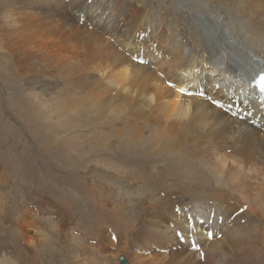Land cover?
<instances>
[{
	"label": "bare ground",
	"instance_id": "1",
	"mask_svg": "<svg viewBox=\"0 0 264 264\" xmlns=\"http://www.w3.org/2000/svg\"><path fill=\"white\" fill-rule=\"evenodd\" d=\"M90 9L88 29L77 16ZM123 40L148 64L120 50ZM0 51L6 89H26L20 102L56 118L87 115L99 134V142L83 135L90 170L109 168L127 191L114 199L107 180L105 187L91 183L98 177L87 180L96 200L76 258L264 264V127L230 108L238 92L251 97L247 110L263 99L246 83L264 70V0H0ZM202 78L206 89L179 91ZM112 140L117 146L107 147ZM177 206L186 207L183 216ZM207 226L221 238L205 241ZM185 228L200 238L203 259L176 240L175 230Z\"/></svg>",
	"mask_w": 264,
	"mask_h": 264
},
{
	"label": "rangeland",
	"instance_id": "2",
	"mask_svg": "<svg viewBox=\"0 0 264 264\" xmlns=\"http://www.w3.org/2000/svg\"><path fill=\"white\" fill-rule=\"evenodd\" d=\"M90 15L91 9L83 15L85 18L83 26L89 25L88 29L93 28L87 21ZM138 49L127 45L123 40L120 50L127 53V56L131 53L132 59L141 64L139 60L142 57L138 56L140 52ZM143 49L148 51V46L145 45ZM135 54L137 56H134ZM255 60L252 58L251 62L254 63ZM3 61H5V54L0 51L2 66ZM143 61L145 64L148 59ZM39 69L38 65L32 67V71L27 75L29 79H32ZM215 80H218V83L214 79L211 82L216 83L217 87L227 88L226 83H223L220 78ZM199 84L202 85L199 87L200 90L210 86L208 80L202 78L200 82L189 84V88L185 90L192 92L191 87ZM246 84L249 87V84ZM226 90L229 93L233 92L232 86ZM20 91H26V89L16 91L6 89L0 79V260L4 257L1 264H8L7 262H10L9 264H86L89 262V259L86 262L88 256L76 258L75 248L82 245L83 236L90 234L88 225L90 218L86 212L94 208L93 201L96 197L92 192L94 189L87 185V180L92 176L98 177V180H92V178L90 180L91 183L96 181L97 184H95L98 187H105L108 181L109 194L114 199H123L119 191H127L117 178L112 179L113 172L109 168H105V171L90 170L88 161L90 154L88 153L91 151L89 150L91 146L89 142L84 141L83 135L86 134L87 137L90 134L88 140L99 142L95 140L99 134L91 130L90 120L85 113L70 115L65 119L58 116L56 118L54 115L47 116L45 114L47 108L39 107L38 109L37 106H33L31 100L26 104L20 102L18 99ZM53 91L47 92L51 94L57 92L55 88ZM238 94L241 95L240 104L244 96H247L244 98L247 103L250 102L251 97L247 93L238 92ZM252 96L254 98V94ZM248 106L246 108L242 106L241 109L249 111ZM240 114L242 115V112ZM247 117L251 118L252 115L248 113ZM250 121L255 124L251 119ZM84 142L89 145V148L85 147L86 144H82ZM116 142L118 141H110L107 147L109 144L117 146ZM85 152L88 155L85 156ZM1 174H4L3 177ZM241 176L244 175L241 174ZM136 185L141 186L138 182ZM177 195L180 196L181 193ZM127 205L131 206L132 201ZM26 210L29 213H26ZM169 227L173 229L174 226L169 225ZM207 229L212 231L209 227ZM119 260H122V256Z\"/></svg>",
	"mask_w": 264,
	"mask_h": 264
},
{
	"label": "snow or ice",
	"instance_id": "3",
	"mask_svg": "<svg viewBox=\"0 0 264 264\" xmlns=\"http://www.w3.org/2000/svg\"><path fill=\"white\" fill-rule=\"evenodd\" d=\"M139 62H140L141 64L144 63L143 60H140ZM261 80L264 81V76L261 77ZM171 86L175 87L174 85H171ZM179 91H180L181 93H184V89H182V88L179 89ZM185 94H187V95H192L193 93H192V92H188V93H185ZM201 95H202V93H201ZM212 215H215V213L213 212ZM190 219H191V218H190ZM201 223H205V221H201ZM207 237H208L209 240L213 239V232H212V231H208V232H207ZM112 238H113V240L116 239L115 236H113ZM199 254H200L201 258L203 259V257H204V253H203V252H199Z\"/></svg>",
	"mask_w": 264,
	"mask_h": 264
},
{
	"label": "water",
	"instance_id": "4",
	"mask_svg": "<svg viewBox=\"0 0 264 264\" xmlns=\"http://www.w3.org/2000/svg\"><path fill=\"white\" fill-rule=\"evenodd\" d=\"M119 261H120V260H119ZM120 262H121V264H125V261H124V259H122Z\"/></svg>",
	"mask_w": 264,
	"mask_h": 264
}]
</instances>
